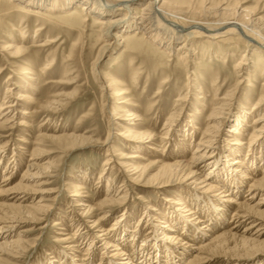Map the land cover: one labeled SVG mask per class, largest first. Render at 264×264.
<instances>
[{
  "label": "rangeland",
  "instance_id": "374dc122",
  "mask_svg": "<svg viewBox=\"0 0 264 264\" xmlns=\"http://www.w3.org/2000/svg\"><path fill=\"white\" fill-rule=\"evenodd\" d=\"M164 1L160 0L159 5ZM172 1L166 0L168 4ZM144 3L138 1L135 7L138 9ZM192 4L200 8L224 4L231 8L230 12L242 9L241 16L246 20L258 19L264 23V0H192ZM18 9L19 3L0 0V45L13 41V46H17V51L13 52L0 49V62L4 67L0 74V106L3 102L16 100L15 109L9 113L12 122L6 128H0V190H5L0 193V211L4 218L20 216L19 222L0 224V231L10 236L19 251L17 258L2 255L0 264H69L72 260L83 264H108L112 251H107L104 241L95 236L97 228H91L92 221L99 219L102 214H105L104 228L113 227L117 218L121 220L111 232L112 241L118 239L116 231L118 234L123 229V235L127 238L135 237L134 245L139 248L144 237L152 238L156 233L155 227H159V221H152L147 216V207L156 208L150 210L154 214L152 218H161L158 211L166 213L170 208L175 211L178 208L175 204L178 196L186 191L199 193L208 199L214 198L216 191L202 189L200 184H194L190 179L149 186H146L147 179L128 181V173L114 170L111 165L105 166V159L110 155L108 149L111 147L115 149V158L123 160L124 155L137 151L134 147L136 141L126 143L120 136L114 142L110 139L118 129L123 131L124 126L138 134L152 132L154 139L148 145L153 149H148L149 153L145 149L139 151L147 157V160L139 161L145 164L154 161L152 152L157 155L164 153L168 161L170 157L188 161L193 149L205 137L203 131L217 97L231 93L221 114L225 116L224 121L215 130L213 141L217 148L214 154L220 161L236 157L230 152L234 144L227 143L233 140L245 143L242 151L246 154L251 123L257 114L254 105L264 91V50L251 51L234 37L217 43L213 41L212 44L208 39L195 38L196 41L192 42L193 52L181 60L178 55L182 52L177 48L183 40L175 43L174 49L170 51L156 41L143 37L142 33L137 38H129L127 33L135 29L124 30V41L115 40L96 64L101 73L118 77L126 84L127 93L123 97L110 98L94 74V61L102 41L98 22L85 18L77 4L68 10L67 6H60L40 17L36 13L26 14ZM130 15L134 17V11ZM204 16L190 15L187 18L189 21L209 23L220 20L217 14ZM40 23L43 29L37 31ZM13 24L22 27L25 36L19 31L14 32ZM50 38H54V42ZM44 42L49 44L44 45ZM245 51L249 56L241 64L244 68L235 67ZM20 92L25 97L15 99ZM184 94L186 97L180 99ZM120 108L123 109L121 112ZM114 111H119L118 116H121L117 119V125L111 122ZM240 111L249 113L247 120L240 125L242 128L239 133H230L228 129L232 125L231 120ZM191 119L199 126L197 129ZM184 129L188 136L184 137ZM163 135L167 138L162 139ZM106 141H109L108 144ZM178 143L179 147L185 148L181 154L176 153L173 147ZM36 149H41L43 154L39 155L41 158L31 160ZM32 162H36L37 166L30 173L36 172L38 176L22 180ZM158 169V165H152L150 174L156 173ZM5 176L9 177L8 181ZM254 176L258 179L261 174L256 173ZM20 182L26 184L24 193L19 195L8 191ZM122 183L126 188H123ZM122 188L124 191L128 189L125 191L127 201L123 204L119 199ZM247 188L243 187V195ZM108 189L118 199L101 208V201ZM76 191L83 195L70 196ZM24 194V200H17ZM42 196H45L42 203L51 204L41 214L43 220L23 218L21 208L16 205L21 203L29 208ZM77 198L89 199L88 203L93 206L90 217L81 214L83 206L77 205ZM231 213L232 209L224 224V228H228H219L220 234H234L240 229L242 232H237L241 233L238 237L264 238V229L259 230V226L250 228L247 221L237 219L240 221L237 223L234 218L233 224H227ZM84 220L89 221L87 224L91 229ZM152 222L156 226L149 229ZM246 228L249 229L247 232ZM81 230L88 232L87 239L80 240ZM92 237L95 244L90 248ZM119 242L122 241L119 239ZM186 252L178 264L185 263L190 256L188 252L194 251L187 248ZM258 252L255 257L240 264H253L260 259L264 262V249ZM209 256L208 260L200 264H230L220 256ZM62 257L59 263L57 260ZM67 257H70L69 262L66 261ZM213 257L215 259L212 260Z\"/></svg>",
  "mask_w": 264,
  "mask_h": 264
},
{
  "label": "bare ground",
  "instance_id": "6f19581e",
  "mask_svg": "<svg viewBox=\"0 0 264 264\" xmlns=\"http://www.w3.org/2000/svg\"><path fill=\"white\" fill-rule=\"evenodd\" d=\"M10 1L19 3L20 9L18 10L20 12L26 14L32 13L33 15L38 14V17L46 15L48 12H52V10H55L60 6H67L68 10V8L77 4V8H80V12L85 18H92V20L94 19V21L98 22L100 24V38L102 41L99 43V54L94 61V74L100 79L103 91L106 94L108 93L110 98L123 97L124 94L127 93L126 84H124L118 77L108 76L104 72L101 73L96 64L100 56L112 46L115 40L121 41L124 39V30L135 29L133 32L127 33L130 35L129 38H137L138 36H141L140 34L142 33L143 37L156 41L170 51L174 49L175 43L179 40H183L177 48L182 52L178 55L181 60L188 58L190 53L193 52L192 42L196 41L194 40L195 38L208 39L211 42L210 44H212L213 41L217 43L220 42V40H228L234 37L236 40L243 42V44L246 45V48H250L251 51L256 49L264 50V23L259 22L258 19L246 20L241 16L243 12L242 9L230 12L231 8L229 6H224V4L219 7L204 6L200 8L193 7L192 0H174L169 4L165 0L160 5V0H113L114 2H110L111 0ZM138 1L146 3L142 4L137 9L135 4ZM131 11H134V17L130 15ZM212 13L217 14L220 17V20L216 23H209L206 21L194 22L189 21L187 18V16L190 15H201L202 17H205L204 15L208 16ZM0 25L2 24L0 23ZM12 27L14 32L19 31L25 36V31L22 27L19 28L16 24H13ZM40 29H43L42 23L37 25V31ZM10 38L13 39L14 37ZM50 39L51 42H54L55 40L54 38ZM22 40H24V38H22ZM12 42L6 41L1 43L0 49L4 51L10 50L11 52L17 51V46H13ZM45 44L48 45L49 43L44 42V45ZM233 47L234 46H232V48ZM11 56L13 55L11 54ZM242 56L241 59L237 60L238 62L235 67L242 66L241 64L244 63V58L249 55L245 51ZM52 61L53 59L49 62V65L52 64ZM243 68L244 67L242 66V69ZM3 70L4 67L0 62V74ZM28 73H30L29 70ZM136 76L137 75H135V78ZM134 82H136V79H134ZM262 87H264V81ZM16 96L15 99L23 98L25 97V94L20 92ZM185 97L186 94H184L183 97H180V99ZM230 97L231 93H225L222 97H217L218 100L212 107L213 109L208 118L209 121L205 125V131H203L205 137H203L204 139L202 138V140L198 142L199 145L193 149L191 158L188 161L182 160V158L174 159L173 157H170V161H168L167 159L165 160L167 155L164 153L157 155L152 152L155 160H151L145 164L139 160H147V157L140 152L145 149L146 152L149 153L148 149H153V147L148 145V143L154 139L152 132L138 134L128 129L127 126H124L123 131L118 129L114 133L115 136L110 139L112 142L117 140V136L122 137L126 143L136 141L134 147L137 148V151L124 155L123 160H117L115 158V149L113 150L110 146L108 149L110 155L105 159V166L111 165V168L114 170L120 169L122 173H128V176H126L128 181L133 182L147 179L146 186H149L155 184L165 185L172 181H185V179H190L194 184H200V188L207 191H216V194L213 199H208L201 196L199 193L186 191L178 196L177 202H175V204L178 205V208H176L175 211H173L170 206V209H168L166 213L161 210L158 211L161 218H152L154 214H151L150 210H156V208L152 206L147 207L149 211L147 216H149L152 221L153 219L159 221L157 224L159 227L153 222V224L150 223L151 225L148 228L153 229L156 226V230L154 229L156 233L154 232L155 234H153L152 238L145 236L142 245L139 248L134 245L135 237L132 236V238L130 237L131 239L127 238L126 235H123V229L118 234L116 231V235H114L118 239H114L113 242L111 232L113 231L114 226L118 224L119 218H117L118 221H115L113 227L104 228L103 222L105 214H102L99 219H96L94 222L92 221L93 227H90L94 229L97 228L98 232L95 236L104 241V248H106L107 251H112V255L107 261L108 264H178V261H181L184 258V255L187 254V248H192L194 252H188L190 256L183 264H200L201 262L208 260L209 255L220 256L224 260L229 261L230 264H240L242 261L255 257L260 253L258 252L259 250L262 248L264 249V238L256 239L257 237L254 238L255 236L253 238H249L248 236L238 237L241 234L237 233L240 229L234 233L237 235L228 232L222 234L219 233V228H224L227 214L231 209L232 213L227 224H233V219L235 218L234 221L237 219L247 221L246 223L249 224L250 228L259 226V230L264 229V91L254 105L257 114L254 116L251 123L252 130L250 132V142L247 147L248 152L244 154L242 151L245 143L241 140L227 141V143L231 142V144H234L231 145L232 149H230V152L233 153L232 155L235 154L236 157L220 161L214 154L217 147H214L215 143L213 140L215 137V130H218L219 126L224 121L225 116H221V114L224 112V105L227 104L226 99ZM15 101L16 100H9L1 104L0 128H6L12 122V116L9 115V113L15 109ZM122 110L123 109L120 108L119 111L121 112ZM119 111H114L112 113V125L119 124L117 120L118 118H121V116H118ZM248 114L249 113L246 111L238 112L231 120L232 125L229 126L228 131L234 134L239 133L240 128H242L240 125L242 122H246ZM170 118L171 117H169V119ZM191 121L193 122L194 128L197 129L199 126L195 125L193 119H191ZM10 126H12V124ZM188 135L189 134L186 133L185 130L184 137ZM161 138L165 139L167 137L163 135ZM108 142L109 141H106V144H108ZM183 144L185 145L184 142ZM236 144H238V146H236ZM179 146L178 143L173 147H175L174 149L176 150V153L181 154L185 151V148ZM257 147L259 148L258 151ZM1 150L2 149H0V152ZM35 152V156H32L31 160L41 158L39 155L43 154L41 153V149ZM209 158L213 159L209 160ZM45 163H48V161ZM152 165H158L159 169L156 173L151 175L150 171ZM36 166V162L30 163L22 180L27 181V179L30 180L38 176L35 175L36 172L30 173V170ZM45 168L46 167H44V169ZM256 173L261 174V177L257 179L256 176H254ZM6 180H9L8 176L6 177ZM122 186H124L123 188H126L124 183H122ZM245 186H248V188L245 191L246 194L243 195V187ZM123 188L119 192V194H122L119 198L121 199L120 202H122V204L127 201L126 196H128L127 193L125 194V191L128 189L124 191ZM24 189H26V184H21L20 182V184L10 188L8 191L10 192L11 190L12 193H19L20 195L25 192ZM109 190L110 189L105 193V198L101 201V208L109 206V204L118 199V196L115 194L112 195ZM4 191V189L0 190V193ZM44 192H48V190H44ZM82 195L83 194L79 191H76L70 196L77 197ZM258 195L261 196L253 203V200ZM25 196V194L19 196L17 200H24L23 198ZM44 197L45 196H42L33 205H29L31 210L28 207L25 208L22 206L21 203L17 204L16 206L21 208L20 213L23 218L42 221L43 218L41 217V214H44L51 207V204L42 203L44 202ZM76 201L77 205L83 206L81 214L90 217V212L93 210V206L88 203L89 199L77 198ZM1 209L2 204H0V210ZM238 220L237 223L240 222H238ZM17 221H20L19 215L4 218L0 211V224H3L2 222L13 223ZM87 222L89 221L84 220L86 226L91 229ZM225 228L227 229L228 227ZM248 230L249 229L246 228L245 232ZM262 234H264V232ZM88 236L89 234L87 231L81 230L79 233L80 240L87 239ZM203 236L205 238H203ZM119 239L123 244L122 242H119ZM199 239L201 241L194 243ZM90 244V248H93V244H95L94 237L91 238ZM16 247L17 244L10 240V236L4 235V233L0 231V259L2 258L1 256L5 254L9 255L11 258L19 257V251ZM69 258L70 257L66 258L67 262H69ZM213 259L215 258L213 257L212 260ZM62 260L63 257L57 261L61 263ZM260 260L262 261V259ZM260 260H257L253 264H264V262H261ZM69 264L83 263H77V261L72 260V263L70 261Z\"/></svg>",
  "mask_w": 264,
  "mask_h": 264
}]
</instances>
